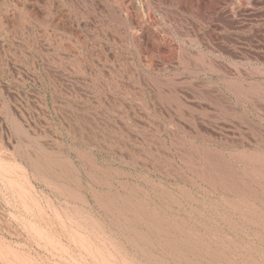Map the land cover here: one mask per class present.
Listing matches in <instances>:
<instances>
[{
    "label": "rangeland",
    "instance_id": "374dc122",
    "mask_svg": "<svg viewBox=\"0 0 264 264\" xmlns=\"http://www.w3.org/2000/svg\"><path fill=\"white\" fill-rule=\"evenodd\" d=\"M0 264H264V0H0Z\"/></svg>",
    "mask_w": 264,
    "mask_h": 264
}]
</instances>
